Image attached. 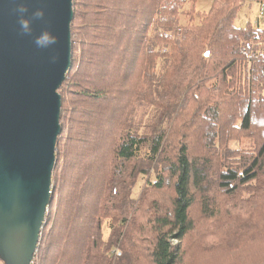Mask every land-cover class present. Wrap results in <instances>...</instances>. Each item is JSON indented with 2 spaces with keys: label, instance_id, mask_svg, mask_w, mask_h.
<instances>
[{
  "label": "trees",
  "instance_id": "obj_1",
  "mask_svg": "<svg viewBox=\"0 0 264 264\" xmlns=\"http://www.w3.org/2000/svg\"><path fill=\"white\" fill-rule=\"evenodd\" d=\"M244 2L264 4L72 1L32 264H264V29L234 26Z\"/></svg>",
  "mask_w": 264,
  "mask_h": 264
},
{
  "label": "water",
  "instance_id": "obj_2",
  "mask_svg": "<svg viewBox=\"0 0 264 264\" xmlns=\"http://www.w3.org/2000/svg\"><path fill=\"white\" fill-rule=\"evenodd\" d=\"M72 1L23 0L28 18L45 11L32 19V35H24L13 11L19 0H0V259L6 264H31L45 226L61 131L58 90L71 63ZM45 28L58 40L40 49L34 38Z\"/></svg>",
  "mask_w": 264,
  "mask_h": 264
},
{
  "label": "clouds",
  "instance_id": "obj_3",
  "mask_svg": "<svg viewBox=\"0 0 264 264\" xmlns=\"http://www.w3.org/2000/svg\"><path fill=\"white\" fill-rule=\"evenodd\" d=\"M13 11L17 16V23L20 26V32L24 35H32V19H42L45 15L43 8H37L31 13V18H28L26 14L29 13V7L23 2V0H19V2L16 3ZM57 40V36L54 35L49 29L45 28L35 36L34 43L37 48L47 49L52 45H55ZM52 60L55 62L56 57L53 56Z\"/></svg>",
  "mask_w": 264,
  "mask_h": 264
},
{
  "label": "rangeland",
  "instance_id": "obj_4",
  "mask_svg": "<svg viewBox=\"0 0 264 264\" xmlns=\"http://www.w3.org/2000/svg\"><path fill=\"white\" fill-rule=\"evenodd\" d=\"M196 8L199 11H204L209 8V2H198L196 4ZM247 24L258 26L260 29H264V4L258 5L255 3L244 2L241 5L234 21V26L237 28H242ZM138 188L139 184L136 187V191Z\"/></svg>",
  "mask_w": 264,
  "mask_h": 264
},
{
  "label": "flooded vegetation",
  "instance_id": "obj_5",
  "mask_svg": "<svg viewBox=\"0 0 264 264\" xmlns=\"http://www.w3.org/2000/svg\"><path fill=\"white\" fill-rule=\"evenodd\" d=\"M0 264H6L5 262H3L1 259H0ZM31 264H32V262H31Z\"/></svg>",
  "mask_w": 264,
  "mask_h": 264
}]
</instances>
